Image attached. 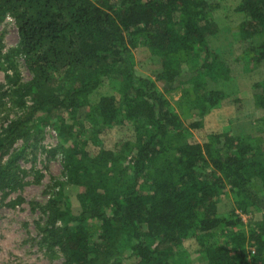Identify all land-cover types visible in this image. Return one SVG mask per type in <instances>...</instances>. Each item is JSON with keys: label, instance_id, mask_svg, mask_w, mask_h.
Listing matches in <instances>:
<instances>
[{"label": "trees", "instance_id": "1", "mask_svg": "<svg viewBox=\"0 0 264 264\" xmlns=\"http://www.w3.org/2000/svg\"><path fill=\"white\" fill-rule=\"evenodd\" d=\"M210 2L0 0V22L10 17L18 35L7 50L0 38V64L20 57L31 73L26 81L6 73L0 85V99L19 110L0 119V189L21 171L24 148L2 161L8 150L35 140L51 116L69 143L49 150L60 154L62 180L40 205L38 227L40 245L60 252L62 264H264V132H211L203 142L189 135L210 109L241 102L209 42L218 31ZM234 11L245 45L236 60L255 69L264 64V0H238ZM138 46L152 77L134 69ZM110 80L111 92L98 93ZM174 90L185 119L164 95ZM251 90L264 111V79ZM109 129L118 137L106 147ZM222 195L232 203L225 215ZM251 210L260 218L244 231L237 211ZM190 237L193 256L183 245Z\"/></svg>", "mask_w": 264, "mask_h": 264}, {"label": "rangeland", "instance_id": "2", "mask_svg": "<svg viewBox=\"0 0 264 264\" xmlns=\"http://www.w3.org/2000/svg\"><path fill=\"white\" fill-rule=\"evenodd\" d=\"M210 17L217 23L216 35L209 38L210 45L230 67L234 89V96L241 99L240 104L233 103L232 98L222 102L219 107L210 110L203 117V128L190 130L189 135L196 141L207 140L211 132L230 130L234 135L253 134L264 132V111L255 109L253 105L251 85L253 82L264 79V64L248 71L244 70L243 63L237 57L244 49V43L238 41L237 26L243 20V15L234 11L238 0H210ZM0 38L3 50L18 44L17 30L13 20L6 17L0 22ZM132 62L135 71L140 75L152 77L153 65L148 57V52L143 46H138L132 51ZM6 73H16L21 80H28L31 73L26 68L23 60L17 57L11 63L0 64V85H6ZM106 81L98 93L111 92L110 83ZM117 85V81H115ZM173 110L181 119H185L181 108L180 92L174 90L164 93ZM98 94L95 98H97ZM19 110L7 97L0 99V119L15 117ZM186 121V120H185ZM35 138L26 142L17 140L8 154L24 148V154L16 161L20 172L16 173V182L13 187L0 189V264H62L63 256L58 251L48 250L40 245L41 233L38 225L45 222V216L40 210L49 193L52 191L54 179H61L60 154H52L50 149L58 144L67 145L56 131L51 116H45ZM118 134L109 129L101 135L104 146H110ZM97 147L91 146V151ZM74 190L68 189V195L73 209L77 202ZM232 208L230 198L225 195L220 197L219 213L225 215ZM242 226L247 231L251 225L260 218V212L251 210L240 213ZM186 251L193 256L197 249V242L193 237L183 243ZM129 262V261H127Z\"/></svg>", "mask_w": 264, "mask_h": 264}, {"label": "crops", "instance_id": "3", "mask_svg": "<svg viewBox=\"0 0 264 264\" xmlns=\"http://www.w3.org/2000/svg\"><path fill=\"white\" fill-rule=\"evenodd\" d=\"M212 109H213V108H212ZM212 109H210V110H212ZM210 110H209V111H210ZM209 111H208V112H209ZM208 112H207V113H208Z\"/></svg>", "mask_w": 264, "mask_h": 264}]
</instances>
